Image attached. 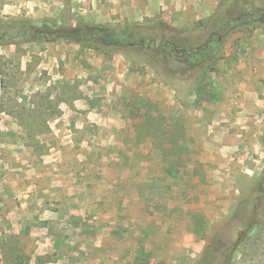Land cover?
<instances>
[{
  "label": "rangeland",
  "instance_id": "rangeland-1",
  "mask_svg": "<svg viewBox=\"0 0 264 264\" xmlns=\"http://www.w3.org/2000/svg\"><path fill=\"white\" fill-rule=\"evenodd\" d=\"M68 10L115 28L165 22L73 0H10L0 15ZM226 46L175 73L81 48L106 62L92 99L53 84L46 46L0 47V264H195L215 228L235 241L238 202L264 195V98L233 84L246 74L225 67Z\"/></svg>",
  "mask_w": 264,
  "mask_h": 264
},
{
  "label": "trees",
  "instance_id": "trees-1",
  "mask_svg": "<svg viewBox=\"0 0 264 264\" xmlns=\"http://www.w3.org/2000/svg\"><path fill=\"white\" fill-rule=\"evenodd\" d=\"M8 1L0 0V6ZM63 1L65 6L70 3ZM65 13L40 20L0 15V47L64 41L104 54L132 50L155 67L175 73L170 63L213 60L231 34L264 31V0H220L211 18L197 23L192 31L175 29L161 19L149 26L125 23L115 28L78 20L70 16V10ZM230 221L243 225L237 239L232 241L223 226L215 228L195 264H264V195L250 205L240 200Z\"/></svg>",
  "mask_w": 264,
  "mask_h": 264
},
{
  "label": "crops",
  "instance_id": "crops-1",
  "mask_svg": "<svg viewBox=\"0 0 264 264\" xmlns=\"http://www.w3.org/2000/svg\"><path fill=\"white\" fill-rule=\"evenodd\" d=\"M87 12L92 7L93 13L107 12L121 19L128 21H141L145 18L160 14L165 22L170 26L191 30L199 22H205L211 18L218 0H142V4L137 0H73ZM112 11V13H110ZM44 58L48 60L47 69L55 74L53 84L61 87H77L83 96L94 98L98 88L100 75L104 74V55L99 58L81 56V49L78 45L57 41L45 44ZM85 52V50L83 51ZM226 68L231 72L245 73L246 77L234 80V85L240 88L254 89V99L250 102L256 103L264 98V31L255 29L249 34L246 32H236L227 39ZM87 53V51H86ZM40 56V55H39ZM113 65L112 61L106 64ZM76 71L77 77L72 75ZM104 73H103V72ZM125 72L127 70L125 69ZM124 72V73H125ZM124 73L120 74L121 76ZM57 75V76H56ZM242 77V76H241ZM79 98L70 99V103L79 102ZM260 101V100H259ZM62 102H69L66 99Z\"/></svg>",
  "mask_w": 264,
  "mask_h": 264
}]
</instances>
